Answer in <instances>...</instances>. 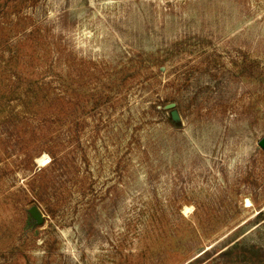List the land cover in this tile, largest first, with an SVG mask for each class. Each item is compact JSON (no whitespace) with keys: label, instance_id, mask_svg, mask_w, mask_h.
I'll return each mask as SVG.
<instances>
[{"label":"rangeland","instance_id":"374dc122","mask_svg":"<svg viewBox=\"0 0 264 264\" xmlns=\"http://www.w3.org/2000/svg\"><path fill=\"white\" fill-rule=\"evenodd\" d=\"M263 137L264 0H0V264H264Z\"/></svg>","mask_w":264,"mask_h":264},{"label":"water","instance_id":"95a60500","mask_svg":"<svg viewBox=\"0 0 264 264\" xmlns=\"http://www.w3.org/2000/svg\"><path fill=\"white\" fill-rule=\"evenodd\" d=\"M172 118L174 120L178 119V114L176 111L172 112ZM258 145L264 150V137L259 141ZM29 214L38 225H42L44 219L42 213L37 207H32L29 209Z\"/></svg>","mask_w":264,"mask_h":264},{"label":"bare ground","instance_id":"6f19581e","mask_svg":"<svg viewBox=\"0 0 264 264\" xmlns=\"http://www.w3.org/2000/svg\"><path fill=\"white\" fill-rule=\"evenodd\" d=\"M40 160V159H39ZM45 160V158L44 159H42L41 161H44Z\"/></svg>","mask_w":264,"mask_h":264},{"label":"trees","instance_id":"16d2710c","mask_svg":"<svg viewBox=\"0 0 264 264\" xmlns=\"http://www.w3.org/2000/svg\"><path fill=\"white\" fill-rule=\"evenodd\" d=\"M33 219V218H32ZM34 220V219H33Z\"/></svg>","mask_w":264,"mask_h":264}]
</instances>
